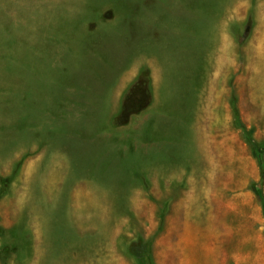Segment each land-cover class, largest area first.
<instances>
[{
  "label": "rangeland",
  "instance_id": "rangeland-1",
  "mask_svg": "<svg viewBox=\"0 0 264 264\" xmlns=\"http://www.w3.org/2000/svg\"><path fill=\"white\" fill-rule=\"evenodd\" d=\"M233 102L264 143V0H0V264H264Z\"/></svg>",
  "mask_w": 264,
  "mask_h": 264
},
{
  "label": "trees",
  "instance_id": "trees-1",
  "mask_svg": "<svg viewBox=\"0 0 264 264\" xmlns=\"http://www.w3.org/2000/svg\"><path fill=\"white\" fill-rule=\"evenodd\" d=\"M141 78V77H140ZM235 117H236V124L242 128L244 131V134L246 135V138L248 139L249 143L252 145L255 154L258 158L259 164L261 166L262 171H264V143L257 142L254 137L252 136V132L245 127V125L242 123L238 109L233 102ZM140 248L143 249L142 255L140 254L141 263L140 264H153L152 257H151V249L150 246L147 245L145 242L139 243ZM142 257V258H141Z\"/></svg>",
  "mask_w": 264,
  "mask_h": 264
}]
</instances>
